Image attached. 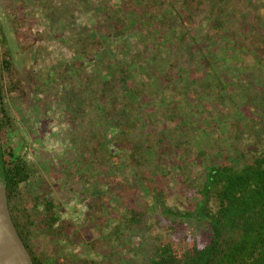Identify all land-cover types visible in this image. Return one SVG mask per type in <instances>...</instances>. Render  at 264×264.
Listing matches in <instances>:
<instances>
[{
    "label": "rangeland",
    "instance_id": "374dc122",
    "mask_svg": "<svg viewBox=\"0 0 264 264\" xmlns=\"http://www.w3.org/2000/svg\"><path fill=\"white\" fill-rule=\"evenodd\" d=\"M9 1L0 0V54L2 59L13 60L28 91V105L8 100L20 130L7 136V144L11 146L21 139L18 155L24 156L31 166V189L52 197L61 221L71 224L72 239L60 238L58 247L64 264L110 263V255L104 250L97 252L93 243L103 237H114L111 233L117 220L110 212L115 210L118 215L124 211L120 197L129 190L123 188L132 189L137 183L129 163L115 158L121 153L119 145L134 138L142 141L145 136L154 139L161 133L185 143L176 154L182 167H168L171 176L166 186L167 196L173 204L177 199L186 200V191L197 189L209 167L231 161L238 164L243 153L247 159L251 158L248 122L242 127L243 132L242 128L238 129V123L244 121V112L253 111L242 93L243 82L234 76L245 79L244 76L254 74L257 76L254 85L263 84L260 75L264 76V59L257 54L261 42L247 39L242 49L218 42L211 53L218 61L217 66H207L205 55L195 46L204 42L219 13L216 8L212 14L213 5L209 1L196 15V21L188 26L178 15V0H56L59 7L53 9L55 14L51 7L46 8L48 0H15L22 8L14 14ZM234 1L243 8L237 12L230 10L237 13L231 27L238 29V18L244 12L252 13V8L246 7L252 0ZM257 1L264 8V0ZM61 8H66L65 12ZM48 13L53 14L48 16ZM115 14L130 19V30L124 36H118L115 31ZM16 15L20 16L18 31L12 20ZM250 35L255 38L254 34ZM85 48L90 55L83 53ZM118 62L128 69V76L117 81V97L124 105L132 99H138L142 105V111L138 108L132 111L129 107L130 123L137 125L129 129L123 124L126 129L123 137L117 136L120 128L105 125L103 116L111 102L104 105L94 102V89L101 79H111L115 70L123 76ZM68 64L74 65L72 81L85 72L96 76L93 90L86 94L89 98L86 126L82 123L76 126L65 112L63 99L69 86L61 72ZM30 73L40 78L48 74L49 79L38 89ZM171 76L175 77L174 81H170ZM219 76L226 83V91L221 93L214 90V85L206 87V80L216 83ZM135 90L143 92V97H134ZM174 111L175 118H169ZM263 112L264 109L258 114ZM96 121L100 123L97 125ZM94 128L97 131L91 130ZM183 129L188 137L180 132ZM100 141L104 161H97L103 163L98 168L91 148ZM202 151L206 155L199 161L196 154ZM153 157L157 164L156 150ZM158 167L155 166V173L161 175ZM113 183L117 189L111 192ZM100 195L108 207L96 212L94 205ZM101 212L103 219L97 221L96 213ZM190 232L200 233L195 227ZM113 239V264L140 262L141 236Z\"/></svg>",
    "mask_w": 264,
    "mask_h": 264
},
{
    "label": "trees",
    "instance_id": "16d2710c",
    "mask_svg": "<svg viewBox=\"0 0 264 264\" xmlns=\"http://www.w3.org/2000/svg\"><path fill=\"white\" fill-rule=\"evenodd\" d=\"M48 1L45 4L46 8L51 7L52 11L53 9L55 11L58 6L56 0ZM207 1L213 5L212 14L216 8L219 13L214 17L212 29L204 38V42L195 46L205 55L206 65L213 68L217 66L218 61L211 53H214L213 49L218 42L242 49L246 45L245 40L257 39L261 42L257 54L264 59L263 6L257 0H252L246 6L252 8V13L244 12L237 20L240 22L238 29H235L231 27V20L236 19L237 13H230V10L234 9L237 12V9L243 11V8L237 6L234 0H178L180 4L178 15L182 22L187 26L195 22L196 15L201 12ZM15 3V0L9 1L13 14L22 8ZM61 9V12H65L66 8ZM61 12L57 14L59 18ZM52 14L48 13V16ZM19 17L16 15L12 19L16 31L19 30L17 27L20 23ZM130 24L129 17L116 15L114 26L117 35L124 36L130 30ZM250 34H254L255 38ZM20 38L23 39L21 35ZM84 50L83 53L90 55L87 48ZM83 64L81 61L80 65ZM118 65L123 76L117 75L119 71L115 70L111 79H101L99 86L94 89V102L103 105L111 102L109 103L111 107L106 108L103 116L105 125L120 128L117 136L123 137L126 132L123 124H127L129 129H134L137 125L136 122H134L136 125L130 123L132 119L130 109L133 111L138 108L142 111V105L138 99L137 101L132 99V102L124 105L117 97V81L128 76V69L121 62H118ZM73 66L68 64L61 72L67 82L65 84L69 86L63 99L66 105L65 112L70 122L76 126L80 123L86 126L89 102L86 94L89 89L93 90L96 76L85 72L79 79L72 81ZM213 75H216L215 71ZM46 76L40 78L38 74L30 73L31 81L38 89L44 86L46 79H49L48 74ZM234 77L243 82L242 93L253 111L244 112V121L238 123V129H241L244 128L245 122H248V132L252 139L251 158L247 159L243 153L238 164L231 161L209 167L204 181L197 189L186 191V200L189 203L180 199H177L175 204L170 203L166 187L171 176L168 167H182L176 154L183 150L185 144L183 141L175 137L171 139L165 133H161L154 139L145 136V139L140 141L134 138L127 144L118 146L121 153L116 154L115 158L124 161L125 164L129 163L135 171L137 183L132 189L123 188L124 191L129 190L126 195L120 197L121 201H124V211L117 215L115 210H111L113 219L117 220V223L113 224L111 234L118 240L125 239L126 236H141L143 245L140 247L142 252L140 262L132 260V264H264V112L258 114V111L264 109V76L260 75L263 84L257 82L256 85L254 78L257 76L254 74L244 76L245 79L239 75ZM174 80L175 77L171 76L170 81ZM195 80L197 78L194 77ZM217 81L214 84L206 80L208 82L206 87L214 85L217 93L226 91L225 81L220 76ZM135 92L134 97H143V92L139 90ZM8 100L28 105V91L17 74L13 60L2 59L0 54V172L7 186L10 210L34 263L64 264L58 247L60 238L72 239L71 224L61 221L52 197L31 189V166L24 156L18 155V146H22L19 141L21 139L11 146L7 144V136L20 130ZM137 104L141 106L138 107ZM93 106L94 103H91V107ZM175 112L168 117L175 118ZM98 122L100 121H96L97 125ZM96 128L91 130L94 131ZM180 132L188 137V132L184 129ZM102 146L103 143L100 141L91 148L98 168L103 163L97 161H104ZM155 150L157 164L153 159ZM205 155L206 152L203 151L196 154L199 161H202ZM156 165L161 169V175L155 173ZM114 183L111 192L117 189ZM103 206L108 207L106 200L100 195L99 202L94 205L96 212ZM101 214L102 212L96 213L97 221L103 219ZM192 227L197 228L200 233L192 235L190 232ZM114 237L109 239L103 237L93 243L97 252L104 250V253L110 255L108 264L114 263ZM105 259L106 257L104 263Z\"/></svg>",
    "mask_w": 264,
    "mask_h": 264
},
{
    "label": "water",
    "instance_id": "95a60500",
    "mask_svg": "<svg viewBox=\"0 0 264 264\" xmlns=\"http://www.w3.org/2000/svg\"><path fill=\"white\" fill-rule=\"evenodd\" d=\"M0 264H35L9 206L7 186L0 172Z\"/></svg>",
    "mask_w": 264,
    "mask_h": 264
}]
</instances>
